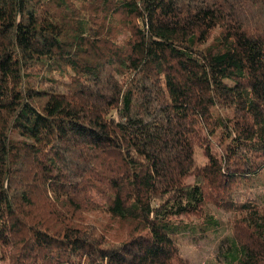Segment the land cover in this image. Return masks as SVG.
Masks as SVG:
<instances>
[{
    "label": "trees",
    "instance_id": "trees-1",
    "mask_svg": "<svg viewBox=\"0 0 264 264\" xmlns=\"http://www.w3.org/2000/svg\"><path fill=\"white\" fill-rule=\"evenodd\" d=\"M219 210L264 264V0H0V264H178Z\"/></svg>",
    "mask_w": 264,
    "mask_h": 264
},
{
    "label": "rangeland",
    "instance_id": "rangeland-1",
    "mask_svg": "<svg viewBox=\"0 0 264 264\" xmlns=\"http://www.w3.org/2000/svg\"><path fill=\"white\" fill-rule=\"evenodd\" d=\"M257 190L254 196L258 194ZM259 202V201H258ZM220 227L215 234L207 236H192L180 239V258L178 264H223L220 257L221 250L218 248L220 238L230 234L232 215L223 210L218 211Z\"/></svg>",
    "mask_w": 264,
    "mask_h": 264
}]
</instances>
